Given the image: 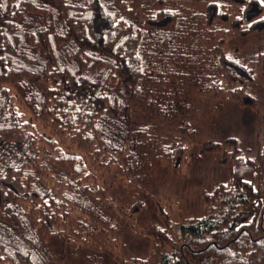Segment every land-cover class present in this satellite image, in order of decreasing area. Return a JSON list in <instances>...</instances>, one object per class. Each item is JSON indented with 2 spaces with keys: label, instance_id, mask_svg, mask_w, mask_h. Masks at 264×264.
<instances>
[{
  "label": "trees",
  "instance_id": "16d2710c",
  "mask_svg": "<svg viewBox=\"0 0 264 264\" xmlns=\"http://www.w3.org/2000/svg\"><path fill=\"white\" fill-rule=\"evenodd\" d=\"M231 32L264 33V3L0 0V264H264V136L192 127L193 94L259 108L264 50L227 52ZM192 144L228 180L178 223L158 206L150 259L123 254L130 186L183 174Z\"/></svg>",
  "mask_w": 264,
  "mask_h": 264
},
{
  "label": "rangeland",
  "instance_id": "374dc122",
  "mask_svg": "<svg viewBox=\"0 0 264 264\" xmlns=\"http://www.w3.org/2000/svg\"><path fill=\"white\" fill-rule=\"evenodd\" d=\"M192 4L195 8H203L208 2H227L228 0H175ZM264 3V0H261ZM227 52L245 54L250 51L264 50V33L243 38L231 32L225 44ZM247 90L259 98L257 110L242 108L230 101L219 99H204L193 94L192 127L196 130L200 142L215 140L224 142L228 137H236L243 148L253 147L257 138L264 136V77L259 78ZM17 106L19 102L15 101ZM41 129V128H40ZM43 131V129H41ZM167 132L183 142H188L187 136L177 133L174 126H169ZM200 144H192L189 151L191 162L182 173H168L157 181L154 186L147 187L143 193L136 187L130 186L126 199L133 203L134 194L142 195L140 200L144 208L139 209L130 221L132 228L122 233L126 243L123 254L139 258H149L150 236L146 229L156 220L158 206L170 213L172 222L178 223L183 217L198 215L202 207L201 192L210 190L220 182L227 181V168L219 162L218 155L204 153ZM112 176L107 182H101L108 187ZM158 220V219H157ZM156 222V221H155ZM253 259L252 264H255ZM152 262V261H151Z\"/></svg>",
  "mask_w": 264,
  "mask_h": 264
}]
</instances>
